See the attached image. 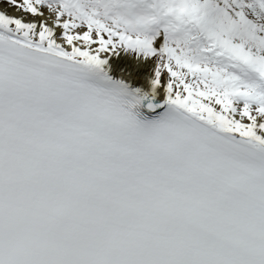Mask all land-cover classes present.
Masks as SVG:
<instances>
[{
  "label": "snow or ice",
  "instance_id": "obj_1",
  "mask_svg": "<svg viewBox=\"0 0 264 264\" xmlns=\"http://www.w3.org/2000/svg\"><path fill=\"white\" fill-rule=\"evenodd\" d=\"M0 264H264V0H0Z\"/></svg>",
  "mask_w": 264,
  "mask_h": 264
},
{
  "label": "bare ground",
  "instance_id": "obj_2",
  "mask_svg": "<svg viewBox=\"0 0 264 264\" xmlns=\"http://www.w3.org/2000/svg\"><path fill=\"white\" fill-rule=\"evenodd\" d=\"M9 11H14V9H11V8H10Z\"/></svg>",
  "mask_w": 264,
  "mask_h": 264
}]
</instances>
